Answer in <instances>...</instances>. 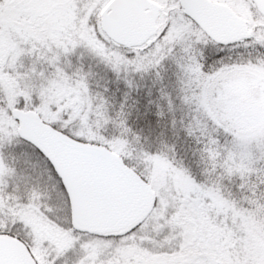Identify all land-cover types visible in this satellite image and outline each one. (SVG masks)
<instances>
[{
  "label": "rangeland",
  "instance_id": "obj_1",
  "mask_svg": "<svg viewBox=\"0 0 264 264\" xmlns=\"http://www.w3.org/2000/svg\"><path fill=\"white\" fill-rule=\"evenodd\" d=\"M106 1L0 0V231L26 239L37 264H264V212L238 206L229 187L225 190L217 182L251 173L264 158V61L232 58L205 71L195 44L203 43L204 37L181 14L178 0H154L162 8L151 49H128L122 60L120 54L110 59L113 50L119 49L108 46L109 38L103 31L97 33L92 23ZM214 1L236 10L254 29L256 39H264V18L254 11L252 0ZM52 36L58 45L53 50L49 45L50 59L33 57L42 46L40 40ZM164 48L163 56L176 57L172 79L179 90L175 96L191 113L190 129L201 130L205 120L229 129L216 122L212 99L228 104L225 114L232 116L234 105L236 114L246 113L249 120H261V124L244 133L226 132L227 139L219 144L212 136L217 146L209 150L207 173L216 181H198L163 150L129 153L155 196L144 219L109 235L73 230L59 182L45 165L40 168L44 158L39 153L29 155L28 174L15 172L3 158V142L9 144L18 135L12 105L26 96L46 121L70 125L74 138L105 141L103 128L109 116L99 111L92 120L99 109L80 89L89 93L85 67L74 68L77 84L67 72V78L60 79L42 68L46 65L61 72L67 68L59 60L63 54L82 58L90 53L117 73L129 75L154 67L159 61L150 62V56L159 57ZM27 55L31 59L23 66L7 69L8 62L15 64ZM127 139L119 138L117 143Z\"/></svg>",
  "mask_w": 264,
  "mask_h": 264
},
{
  "label": "trees",
  "instance_id": "obj_2",
  "mask_svg": "<svg viewBox=\"0 0 264 264\" xmlns=\"http://www.w3.org/2000/svg\"><path fill=\"white\" fill-rule=\"evenodd\" d=\"M177 3L178 2L176 1V4ZM253 9L256 13L260 14L254 5ZM180 12L204 37L203 43L196 42L195 44L197 45L198 54L205 71H213L214 67H220L224 62H230V59L232 58L246 59L250 57V61L255 59H261L264 61V39L259 41L254 34L249 39H243L226 45L220 44L213 41L191 18L184 14L183 10ZM261 16L264 18L263 15ZM99 17V14H96L92 23L95 25L94 28L96 32L100 34V31L102 30L97 24ZM40 41L42 46L40 47L38 54L33 55V57L41 56L42 61L46 62L51 57V53H49V45L53 47L51 49L53 50L56 49L58 44L53 36L51 39L48 37ZM107 45H112L110 47L119 49L118 51L115 50L116 53H114L112 48L113 53L109 58L115 59L120 54L118 58L119 60H122L121 57L123 56L121 55H125V51L128 49L143 48L144 50H148L155 44L153 43L148 47L134 46L127 48L108 39ZM165 49L166 48L160 52L161 54L159 57L150 56L152 57L150 62L155 60L159 61L154 67H148L143 71H134L133 74L129 75H125L124 72L117 73L109 66V63L93 59L90 53L82 58L76 53L67 56H65L66 54H63L64 57H60L59 60H61L63 65L67 63L65 65L67 68L63 70V67L61 72H55L53 68H47L46 65H44L42 69L58 75L60 79H66L67 72L71 78L70 81L72 80V82L74 81V84H77L76 79L78 77H76L74 68L78 65H83L85 67V73L88 74L85 82L89 89V93L88 90L82 88V86L80 89L83 95H86V98L89 96V98L92 99V102L97 104L94 105L99 109H97L98 111L94 116L91 115V119L93 120L94 117L97 119L99 111H104L109 116V121L105 128H103L108 139L98 143L106 145L119 153L124 161L141 175H143L141 170L138 169L131 160L132 157L130 158L128 156L129 153L139 155V153H153L155 151L163 150L175 162L191 173V175L198 181L202 183L207 182V180L216 181V176L214 177L215 179H211L213 175L207 173V169L211 163L209 150L213 148L212 145L217 146V143H220L219 141L227 139L229 133L226 132L235 131L237 133H244L259 126L261 120L254 122L251 118L249 120L246 113H238L239 115L236 114V112H234V105L233 114L232 116L230 115V117L225 114L226 109L224 106L228 104L223 105L221 102L218 103V101L212 99L210 107L214 111L216 122L219 124L222 123L226 127L228 126L230 130H224L222 127L214 126L210 121L205 119L203 122L207 123L204 127H200L201 130L197 129L195 131L190 129V123L193 120L191 119V113L180 101L177 100V96H175L176 93L178 94L179 90L176 80L172 79L176 57L172 54L170 56H163L166 55ZM28 55L30 56V54ZM28 55L27 57H22L15 64L8 62L6 64V67L8 66L7 69L10 70L17 64L23 66L29 58ZM0 89L2 88L0 87ZM2 94L3 92L0 91V100L2 99ZM12 106L23 108L35 107L26 96L15 101ZM50 107L55 110L56 105L50 103ZM91 111L93 112V110ZM65 118H67V115ZM50 123L66 133H72L70 125L62 126V124H59L55 120ZM212 136L217 140V143L213 142ZM119 138L128 139L124 144H119L117 143ZM3 143L5 144L2 145L3 158L6 164L15 172L20 171L24 172V174L30 172L32 169L31 162L26 160L29 158V155L31 156L34 153H39L44 158V163L42 162V164H40V168H45V165L49 169L48 172L53 177H56L61 186L60 189L64 193L67 209L69 202L66 189L43 153H41L30 142L25 141L18 135L14 137L13 142L9 144H6L5 142ZM217 182H219L220 185L225 186V190H227V186L229 187L238 206H247L251 209H256L263 214L264 158L258 161L251 173L233 177L232 181L226 179L224 184L222 180ZM51 206L54 208L53 203ZM61 214H63V212H61ZM212 220H214V218H212ZM250 229L255 231L252 226H250ZM73 230L85 232L75 228H73ZM14 235L20 237L30 248L29 242L21 237L20 234L14 233Z\"/></svg>",
  "mask_w": 264,
  "mask_h": 264
},
{
  "label": "water",
  "instance_id": "obj_3",
  "mask_svg": "<svg viewBox=\"0 0 264 264\" xmlns=\"http://www.w3.org/2000/svg\"><path fill=\"white\" fill-rule=\"evenodd\" d=\"M264 14V0H253ZM184 13L214 41L228 44L253 35L247 21L227 4L179 0ZM161 6L153 0H110L100 26L125 47L151 44ZM18 135L43 152L64 183L72 225L80 230L117 231L138 222L149 210L153 190L123 158L99 143L85 142L44 121L34 109L13 107ZM0 264H36L26 244L0 232Z\"/></svg>",
  "mask_w": 264,
  "mask_h": 264
}]
</instances>
